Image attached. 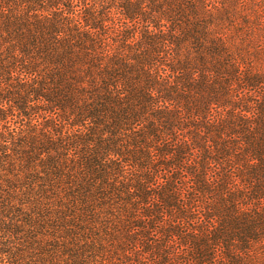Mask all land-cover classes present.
<instances>
[{"label":"trees","instance_id":"1","mask_svg":"<svg viewBox=\"0 0 264 264\" xmlns=\"http://www.w3.org/2000/svg\"><path fill=\"white\" fill-rule=\"evenodd\" d=\"M0 264H264V0H0Z\"/></svg>","mask_w":264,"mask_h":264}]
</instances>
